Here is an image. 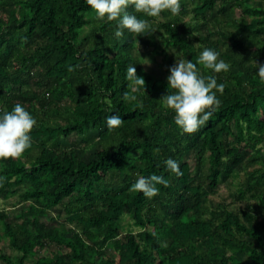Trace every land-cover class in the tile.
I'll use <instances>...</instances> for the list:
<instances>
[{"label": "trees", "instance_id": "1", "mask_svg": "<svg viewBox=\"0 0 264 264\" xmlns=\"http://www.w3.org/2000/svg\"><path fill=\"white\" fill-rule=\"evenodd\" d=\"M180 4L176 16L137 13L154 31L118 38L116 22L97 19L85 0H0V112L19 103L37 120L31 147L0 158V202L18 208L0 207L11 251L0 250L1 264H264V0ZM142 45L168 73L205 47L231 65L197 66L224 89L196 132L162 107L168 81L137 54ZM133 63L145 81L137 89L126 77ZM113 114L122 123L109 129ZM152 174L166 181L155 196L131 189ZM231 182L235 206L209 202ZM52 211L65 222L42 220Z\"/></svg>", "mask_w": 264, "mask_h": 264}, {"label": "clouds", "instance_id": "2", "mask_svg": "<svg viewBox=\"0 0 264 264\" xmlns=\"http://www.w3.org/2000/svg\"><path fill=\"white\" fill-rule=\"evenodd\" d=\"M99 20L115 21L114 35L121 37L125 30L128 33L143 35L152 32L149 19L138 17L137 13L148 18H158L167 11L176 16L181 11L180 0H85ZM129 8L132 10L129 11ZM135 63L129 64L126 77L134 89L145 83L136 74ZM211 70L213 73H227L231 65L220 58V53L213 48L205 47L192 60L177 59L168 71V92L161 99V105L174 113L176 126L183 133H194L203 127L220 105L217 93H223L224 84L217 83L214 76L202 74L200 68ZM256 75L264 81V64H256ZM128 98V93H125ZM131 99H135L132 96ZM119 115H111L106 124L109 129L120 126ZM37 125L36 118L21 104L12 106L10 111L0 112V158H17L31 147L30 133ZM166 167L176 175H180L179 162L169 158ZM166 181L159 175H139L131 185V189L151 198L158 192L156 187Z\"/></svg>", "mask_w": 264, "mask_h": 264}, {"label": "rangeland", "instance_id": "3", "mask_svg": "<svg viewBox=\"0 0 264 264\" xmlns=\"http://www.w3.org/2000/svg\"><path fill=\"white\" fill-rule=\"evenodd\" d=\"M240 15H241V12L237 10L235 17L239 18ZM161 46L165 48L164 43H161ZM166 50L169 53L171 52L175 53L174 48L171 46L166 47ZM136 52L138 55L143 57L145 64L148 67H150L155 74H158V75L163 74L166 78L168 77V75L170 74L167 72V68L169 67V65H167L166 62L163 60V56L156 53L152 47L142 45L137 49ZM188 161L190 162V165L193 167V165L195 164L194 157L189 156ZM233 190H234V182L225 184L222 186L220 192L217 195L210 197L209 202H217V201L226 200L227 203H232L233 206H235L236 204H234L233 200L229 197L230 192ZM9 205H10L9 202H6V201L0 202L1 208L6 209L10 214H13L18 208L13 209ZM56 214H57L56 211H52L50 215L44 217L42 220H44L49 226H56V225L64 223L65 222L64 219L57 217ZM134 230H136V228H134ZM3 249L7 253L11 252L7 246V240L0 237V250H3ZM56 249L57 247L53 245L52 247H49V249H47L43 253H45L46 255H49L52 252L56 251Z\"/></svg>", "mask_w": 264, "mask_h": 264}]
</instances>
